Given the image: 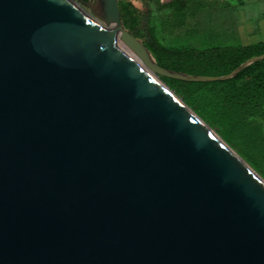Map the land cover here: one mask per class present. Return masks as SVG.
I'll list each match as a JSON object with an SVG mask.
<instances>
[{
  "label": "water",
  "instance_id": "water-1",
  "mask_svg": "<svg viewBox=\"0 0 264 264\" xmlns=\"http://www.w3.org/2000/svg\"><path fill=\"white\" fill-rule=\"evenodd\" d=\"M99 2L110 34L69 0H0V264H264V180L116 40L190 82L264 54L173 71Z\"/></svg>",
  "mask_w": 264,
  "mask_h": 264
},
{
  "label": "rangeland",
  "instance_id": "rangeland-1",
  "mask_svg": "<svg viewBox=\"0 0 264 264\" xmlns=\"http://www.w3.org/2000/svg\"><path fill=\"white\" fill-rule=\"evenodd\" d=\"M75 1L109 30L99 16V0ZM118 6L123 28L148 47L156 61L157 55L149 47L152 40L175 49L264 40V0H118ZM161 61L166 63L165 57ZM155 74L264 180V104L257 111L238 115L227 105L224 92H191L184 80ZM253 75L264 78V68Z\"/></svg>",
  "mask_w": 264,
  "mask_h": 264
},
{
  "label": "trees",
  "instance_id": "trees-1",
  "mask_svg": "<svg viewBox=\"0 0 264 264\" xmlns=\"http://www.w3.org/2000/svg\"><path fill=\"white\" fill-rule=\"evenodd\" d=\"M149 47L157 55L160 66L194 75L221 76L236 69L247 60L264 54V40L243 45L212 46L201 49L167 48L152 40L149 42ZM162 57H165L166 63L161 61ZM261 68H264V58L251 63L228 80L181 81L189 86L191 92L204 89L224 92L227 105L236 114L242 115L247 110L257 111L264 104V78L253 75ZM250 73L252 76H249Z\"/></svg>",
  "mask_w": 264,
  "mask_h": 264
},
{
  "label": "bare ground",
  "instance_id": "bare-ground-1",
  "mask_svg": "<svg viewBox=\"0 0 264 264\" xmlns=\"http://www.w3.org/2000/svg\"><path fill=\"white\" fill-rule=\"evenodd\" d=\"M72 4H74L75 6H77V10L80 12V13H82L83 15H85V16H87L88 18H90V20L91 21H93L95 24H97V25H99L100 27H101V23H99L98 21H97V18L95 19V18H92L91 16H89L88 14H87V12L83 9V7H81V5H79L77 2H75L74 0H69ZM102 28V27H101ZM102 29H104V31H107L108 32V30H105V28L103 27ZM107 29V28H106ZM109 34H110V32H108ZM111 36L115 39V37L111 34ZM116 42H117V44L119 45V46H121L122 48H123V50L128 54V56L135 62V63H137L146 73H148L152 78H154V80L155 81H157L164 89H166L176 100H177V102H179L182 106H186L185 104H184V102L178 97V96H176L174 93H173V91H171L167 86H166V84H164L159 78H158V76H156L154 73H153V71H152V69L144 62V60H142L138 55H136L134 52V50L133 49H131V47L129 46V45H127L123 40H116ZM210 129V128H209ZM210 131H212L211 129H210ZM211 133H214L213 131L211 132ZM223 142V141H222ZM223 143H225V142H223ZM254 175L258 178V179H260L261 181H263L262 180V178L258 175V174H256L255 172H254Z\"/></svg>",
  "mask_w": 264,
  "mask_h": 264
}]
</instances>
